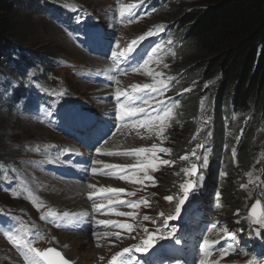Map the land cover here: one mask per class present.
I'll use <instances>...</instances> for the list:
<instances>
[{
    "label": "rangeland",
    "instance_id": "rangeland-1",
    "mask_svg": "<svg viewBox=\"0 0 264 264\" xmlns=\"http://www.w3.org/2000/svg\"><path fill=\"white\" fill-rule=\"evenodd\" d=\"M198 1L159 0L155 5L152 0L19 1L15 18L23 29L14 35L16 49L0 62V264H27L20 250L6 238L5 230L19 231L32 239L33 246L40 250L55 248L72 264H110L116 253L132 245V235L107 224V227L97 226L98 221L117 224V217L104 213V210L97 211L93 201L88 199L89 194L94 195L97 204H105L108 201L101 195V190L115 188L127 193L126 201H146V204H140L142 216L133 219L136 225L133 237L141 242L149 233L158 235V229L163 230L161 235L177 230L170 223L167 228L164 225L183 197L180 186L189 181L198 182L185 202L187 224L191 223V226L184 232V237L192 230L194 234L190 242L196 247L205 238L214 243L217 250L208 256V264H251L253 258L264 264L259 254L264 248V242H260L262 228L252 230L260 242L253 256L245 252L248 244L240 246L242 231L239 229L240 225L243 231L252 227L248 213L254 203L259 201L264 210V152L258 153L249 170L241 169L237 157L245 131L240 130L239 137H233L230 125L232 122L238 125L239 114L233 109L223 108V138L225 141L235 138L236 141V146L230 149L235 171L232 186L239 191L234 199L244 205L245 210L243 212L234 205L227 211L222 192L229 189L222 185L221 180L217 181L219 171L215 170L210 177L212 169L208 170L215 152L217 122L214 99L206 93L201 94L197 115L190 116L187 112L191 96H196L199 87L202 93L205 92L209 81L196 79L184 82L185 74L175 71L180 51L186 46L177 33L180 24L176 19L187 9L195 8ZM47 5H52L55 12L50 14ZM129 5H138L131 23L127 22V13L124 19L119 15L121 7L128 9ZM158 27L162 31L141 42L132 59L136 57L140 63L157 45L163 46L156 54L158 62L149 64L154 74H162L156 80L168 84L160 99L169 106L174 102L172 116L166 121L163 135H159L155 128L149 132L131 124L123 127L116 119L117 89L128 93L131 90L132 95L142 97L143 93L132 92L133 86L156 81L146 70L130 71L134 67L132 59L120 65L123 72L113 70L115 66L110 55L112 51L126 49L133 39ZM179 29L184 33L182 28ZM169 40L171 44L167 43ZM92 42L95 43L92 45ZM103 43L108 55L94 51ZM117 43L120 49H116ZM170 84L174 87H169ZM143 106L148 108V105ZM228 109L229 114L226 112ZM78 117L84 120L77 122L78 128L73 129ZM191 122L196 123L198 129L196 135L186 141L187 126ZM117 128L119 132H116ZM123 128L128 129L126 138L122 135ZM96 134L104 137L103 141L90 151L81 139L91 140ZM180 143H187L183 150L178 149ZM201 144L203 147H199ZM153 145L170 149V153H157V163L160 159L171 163L149 169L152 181L131 183L116 178L114 170L105 167L118 165L129 174L139 172L140 162H146L144 157L107 153H129ZM193 151L200 160L192 155ZM205 155L208 158L206 167L202 166ZM183 156H188V159H181ZM219 161V168L230 175L226 158L221 155ZM192 164L197 165L196 176L182 171L185 168L190 170ZM65 165L77 170L88 167L91 172L79 182L57 171H65ZM92 169H96L95 174ZM218 194L222 196L221 201H211ZM169 195L173 196L171 202L165 199ZM216 204L220 207L217 208ZM115 208L120 209L119 206ZM132 209L127 207L128 211ZM49 213H56V216L41 219ZM64 213L78 217L80 224L75 222L69 226L63 219ZM145 216L149 220H144ZM58 219L59 226L54 222ZM204 225L208 227L200 232ZM117 232L120 239L115 235ZM218 239L221 242L215 243ZM74 241L76 245L72 244ZM230 245L229 252L222 256L219 249ZM188 251L184 252L186 264L190 261ZM71 254H75L74 258ZM159 257L160 254L157 255Z\"/></svg>",
    "mask_w": 264,
    "mask_h": 264
},
{
    "label": "trees",
    "instance_id": "trees-1",
    "mask_svg": "<svg viewBox=\"0 0 264 264\" xmlns=\"http://www.w3.org/2000/svg\"><path fill=\"white\" fill-rule=\"evenodd\" d=\"M19 1L0 0V62L16 49L14 35L23 29L15 18ZM197 4L176 19L184 31L177 28V33L186 46L180 51L175 71L185 74L184 82L209 81L205 92L199 87L196 96H191L187 112L190 116L197 115L201 94L214 99L217 128L210 177L222 155L228 161L230 173L221 179L222 185L229 189L222 192L226 210L235 205L244 212V205L234 199L239 191L232 186L235 171L230 149L236 146V141L223 138L221 110L229 108L239 114L238 125L232 122L230 129L234 131L233 137H239L240 130L245 131L237 159L243 171L249 170L258 153L264 152V0H199ZM187 128L186 141L196 135L198 126L191 122ZM185 145L180 143L178 149L183 150Z\"/></svg>",
    "mask_w": 264,
    "mask_h": 264
},
{
    "label": "snow or ice",
    "instance_id": "snow-or-ice-1",
    "mask_svg": "<svg viewBox=\"0 0 264 264\" xmlns=\"http://www.w3.org/2000/svg\"><path fill=\"white\" fill-rule=\"evenodd\" d=\"M138 5H129L128 9H124L121 7L119 15L122 19L125 18V15L127 13V22L131 23L134 21L133 13L136 10ZM162 31V28H157L155 31H148L145 34L139 36L136 39H133L131 43L128 45L126 49L119 50V51H112L110 53L113 65L115 66L113 70H116L118 72H123L124 70L120 68V65L122 63L127 62L128 60L132 59V54L135 53L136 49L139 47L141 42H143L146 38L152 37L157 32ZM168 44H171L172 41H167ZM116 49H120V45L116 44ZM162 45H157L155 48L151 50V54L147 56V59H143L140 63L136 64L134 67L130 69V71L133 72H140L142 69L147 71V74L152 75L153 79L156 81L152 84H143V85H134L132 92L133 93H143L142 97L134 96L127 91H121L120 89H117L115 92V98L117 101V116L116 119L120 122L122 126H128L131 124L133 127H140V128H146L151 132L154 128L158 131L159 135H163V132L165 130L166 121L172 116L173 112V106H169V104L160 99L161 96L164 95V93L168 89V84L163 80H156V77L161 76V73H153L152 70L149 69V64L153 61L158 62L159 58L157 57V52L162 48ZM167 67V65H165ZM169 80L171 77L168 78ZM116 83H119L118 80L115 81ZM63 93H60L62 95ZM123 98V100H122ZM140 101L138 104L137 101ZM156 101V108H152V101ZM143 105H148V108L146 109ZM120 129L117 128L116 131H119ZM210 135V133H209ZM199 147H203V145H199ZM157 153H170V149L164 148V147H157L156 145H153L151 148H140L137 150H134L129 153H107L108 155H133L137 157H144L146 162L141 163V166L139 168V172L143 173V177L138 179L137 172H132L129 174L124 168L118 166V165H105L106 168L113 169V175L116 176V178L129 181L131 183H140L143 184L145 180L152 181L153 178L148 175L149 169H156L161 165H169L171 161L160 159L157 163ZM193 156H196L195 151L192 152ZM233 158H235V152H233ZM181 159L187 160L188 156H183ZM197 160H200L201 158L199 156H196ZM99 163V161H97ZM208 164V158L205 155L203 157V165L206 167ZM93 173H96V169H92ZM186 174L188 175H195L197 173V165L192 164L191 169L188 168L182 169ZM107 174V173H105ZM225 175V174H222ZM198 181H189L185 184H182L180 187L183 191V197L178 200L177 206L175 207V215L169 216L168 221L175 220L179 218L181 214L182 207L184 206L185 202L188 200L190 191L196 187V183ZM251 182V181H250ZM154 183V181H153ZM89 187H94L93 185H89ZM241 187H246V185H242ZM124 190L122 189H115V188H107L101 190V195L104 196L105 199H107L109 204H118L123 205L125 207H131V208H138L141 203H147L146 201H140V202H131V201H125L120 199V194ZM107 194V195H105ZM128 195H133V193H128ZM88 199L93 201V206L97 211H101L105 209V205L103 203L97 204L95 197L93 194H89ZM166 200L171 202L173 200V196L169 195L165 197ZM216 207L219 208L220 205L216 204ZM258 209H261V204L259 201H257L256 205L252 208L250 218L252 219L253 223L259 225L261 228H264V210L258 211ZM111 212V214H114L116 216H132V213H126L121 211H112V210H105L106 214L108 212ZM85 215V214H81ZM51 216H56V213H49L46 216H42L41 219L47 220ZM64 221L71 226L74 224L78 217L72 216L69 217L68 213L63 214ZM144 220H149L148 216L144 217ZM168 221H165L164 227H168ZM57 226H59V219L54 221ZM154 222V221H153ZM99 224H107L108 226H112L115 228L120 229L121 231H133V225L128 223H119V224H112L111 222H105V221H98ZM145 232H147V229H144ZM160 231L159 229L157 230ZM225 232H227V229H224ZM175 233V229H172L171 231H168L164 233L163 235H157L155 233H149L147 235V238L142 241L141 244L136 245L134 247L124 248L122 251L116 253L110 261V264H140V261L133 260L132 259V253L138 252V253H148L151 248L154 247V243L157 240H163L168 239L172 237ZM259 234V233H257ZM5 235L8 241L16 247L18 250H20L21 254L24 256L25 261L27 264H69V261L64 258V256L59 252L56 251L55 248H49L46 251H41L40 249L33 246V240L26 238V236L21 235L19 231L14 233L12 230H5ZM117 236V239H120V234L117 232L115 234ZM41 238V237H37ZM219 243V241L215 242ZM231 245L228 248H220L219 251L221 252L222 256L227 254L229 250L231 249ZM201 260L200 264H206V259L204 257H207L212 254L213 251H216L212 244H210L209 240L205 238L203 240V244L201 246ZM246 255V253H245ZM251 264H259L253 258V261Z\"/></svg>",
    "mask_w": 264,
    "mask_h": 264
},
{
    "label": "bare ground",
    "instance_id": "bare-ground-1",
    "mask_svg": "<svg viewBox=\"0 0 264 264\" xmlns=\"http://www.w3.org/2000/svg\"><path fill=\"white\" fill-rule=\"evenodd\" d=\"M71 53H72V52H71ZM119 75H120V74H119ZM114 78H115V77H114ZM113 83H114V82H113ZM139 84H140V83H139ZM128 126H129V125H128ZM128 126H127V127H128ZM123 127H125V126H123ZM132 127H133V126H132ZM136 128H137V127H136ZM40 129H41V128H40ZM133 129H134V128H133ZM131 130H132V128H131ZM43 131H44V130H43ZM127 131H128L127 128H123V134H122V135H124L123 137H125V138L127 137V134H128ZM44 132H45V131H44ZM116 132H117V131H116ZM118 132H119V131H118ZM121 133H122V132H121ZM139 133H140V132H139ZM137 135H138V133H136V136H137ZM130 136H131V135H130ZM136 136H135V137H136ZM127 141H128V140H127ZM125 142H126V140H125ZM8 171H9V170H8ZM8 177H9V176H8ZM9 178H10V177H9ZM14 181H15V180H14ZM25 183H26V182H25ZM65 189H66V191H69V192L72 191V189H67V188H65ZM214 191H215V190H214ZM75 243H76V242L74 241V243H72V244H73V245H76ZM68 244H69V243H68ZM69 245H70V244H69ZM75 249H77V248H75ZM71 255H72V257L74 258V255H75V254H71ZM71 264H72V263H71Z\"/></svg>",
    "mask_w": 264,
    "mask_h": 264
},
{
    "label": "water",
    "instance_id": "water-1",
    "mask_svg": "<svg viewBox=\"0 0 264 264\" xmlns=\"http://www.w3.org/2000/svg\"><path fill=\"white\" fill-rule=\"evenodd\" d=\"M255 205H256V204H254V205L252 206V208H253ZM184 211H185V204H184V206L182 207L181 214H180L179 218L173 220L174 223H178V222H181V221H184V220H185V219H184L185 215H182V213H183ZM258 211H262V206H261V209H258ZM60 253H61V252H60ZM69 264H71V263H69Z\"/></svg>",
    "mask_w": 264,
    "mask_h": 264
}]
</instances>
